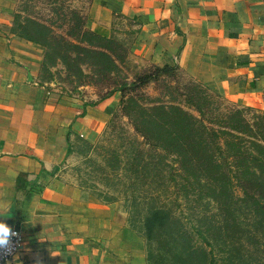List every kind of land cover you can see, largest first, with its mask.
<instances>
[{
	"label": "crops",
	"instance_id": "obj_1",
	"mask_svg": "<svg viewBox=\"0 0 264 264\" xmlns=\"http://www.w3.org/2000/svg\"><path fill=\"white\" fill-rule=\"evenodd\" d=\"M14 7L0 0V221L23 234L14 264H147L115 204L82 199L54 172L74 139L97 140L120 96L87 103L40 84L42 50L11 31ZM119 21L135 59L264 109V0H91L87 30L113 38Z\"/></svg>",
	"mask_w": 264,
	"mask_h": 264
},
{
	"label": "trees",
	"instance_id": "obj_2",
	"mask_svg": "<svg viewBox=\"0 0 264 264\" xmlns=\"http://www.w3.org/2000/svg\"><path fill=\"white\" fill-rule=\"evenodd\" d=\"M78 3L88 9L91 0H21L13 12L11 31L45 49V61L48 57L52 61L59 58L62 51L79 50L88 39L114 44L113 38H101L86 29L87 10L84 13ZM106 52L111 54L109 49ZM107 54L100 53L99 59L103 57L106 64H114ZM178 78L177 66L149 65L130 85L116 90L121 96V113L129 120L132 131L126 133L119 147L122 159L113 156L114 164H118L114 178L120 180L126 193L136 192L139 199L152 200V205L165 193L170 196V191L185 200L183 204L173 202L180 209L178 218L171 212L172 205L168 207L164 202L143 215V225L137 232L144 243L147 264H236L239 259L229 253L244 250L249 244L264 245L260 241L264 238V112L253 114L250 121L246 118L250 108L216 116L205 90L189 87L180 94L184 108L170 101L144 109L134 101L138 95L144 98L138 93L149 84L177 82ZM165 86L169 94H177ZM113 93H107L100 101ZM127 94L135 96L125 101ZM122 178L128 183L123 184ZM32 186L33 182L27 183L25 189ZM189 195H196L201 206L196 207L193 217L183 210ZM240 197L248 204V212L255 215L254 225H247L244 231L235 214L236 199ZM210 208L223 210L219 216L224 213L228 225H217L213 216L206 218ZM208 219L213 221L207 224ZM230 229L244 232L247 237L240 241L241 235L231 234ZM258 250L260 257L254 264H264V250Z\"/></svg>",
	"mask_w": 264,
	"mask_h": 264
},
{
	"label": "rangeland",
	"instance_id": "obj_3",
	"mask_svg": "<svg viewBox=\"0 0 264 264\" xmlns=\"http://www.w3.org/2000/svg\"><path fill=\"white\" fill-rule=\"evenodd\" d=\"M14 1L15 7L13 11L17 10L21 4V0ZM78 7L82 8L84 13L87 10V5L78 3ZM11 16H13V12ZM112 36L114 44H108L101 40L88 39L86 43L80 46L79 50L69 53L62 51L58 56L59 58H53V61L51 57H48L49 59L45 61V49L40 47L42 50V60L37 75L39 83L46 85V88L50 90H57L65 95H74L83 99L86 98L87 103L100 102V99L104 95L111 92L113 93L114 91V93L120 96V93L116 90H119L120 86L124 84L130 85L135 80L136 76L149 68V65L135 59L129 54L128 46L131 43L132 31L127 24L123 23V21H119L115 26ZM107 49L110 50L111 54L106 52ZM100 53H108L107 55L112 57V62L114 64H106L104 62L106 59H103V57L99 59ZM52 55L54 56V54ZM62 56L64 59H62ZM43 61L46 62L44 68L42 67ZM165 85H169L177 94H169L166 89L167 86ZM185 87L192 88V90L195 91L204 89L205 91H203L211 97V102L213 104L212 108L215 110L216 116L226 114L231 110L243 109V107L221 98L208 88L206 89V87L195 82L181 71H179L177 82L169 81L168 83L149 84L138 93L142 96L144 95V98H140L139 95L134 98L135 94H127L125 101L134 98V101L139 103L144 109L154 104L169 103L170 101L176 104L179 103L180 106L184 108L186 104L184 102V97L180 94L185 92ZM244 108L246 110L250 107ZM261 112H264V109L250 108L246 110V118L250 121L252 120L253 114L256 115ZM131 131L132 127L129 120L121 113V102L119 100L115 111L111 115L107 125L99 134L97 140L89 143L83 138L74 139L69 146L67 158L59 166L55 174H57L58 181L77 189L82 199L92 198L99 202L115 200L113 204H115L117 209L119 220L128 228L135 229L134 233L138 236L139 234L137 231H140L139 229L143 225L142 217L148 210L157 209L161 206V203L164 202L168 207L172 205L173 209H171V212L178 218L180 209L176 208L173 202L183 204L185 200H182L180 195L177 197L174 191H170V196L165 193L156 200L157 203L155 205H152V200L147 201L139 199V195L136 194V192L132 195L128 190L126 193L124 191L125 188L120 185V180H115V173L113 171L117 168L116 166H118V164H114L113 156L116 154L120 157L122 150L119 147L126 133H131ZM108 165L114 166V168ZM124 176L125 172L122 173V177ZM128 181L129 180L122 178L123 184H127ZM236 193L239 192L236 190ZM240 195L242 197V194L238 196ZM196 197V195H189L188 200H186V205L183 206L185 213L192 217V213L197 211L196 207L201 208V206L197 204ZM241 197L236 199L238 203L236 204L235 214L238 216L236 221L237 224L241 225V229L244 231L247 225H254L253 216L255 215L248 212V204L241 200ZM171 202L173 204H171ZM209 210H211V212L205 215L206 218L213 216L214 221L218 223L217 225H228L225 222L226 220H224L225 217L223 215L225 214L223 213L219 216L223 210H215L214 208H210ZM215 214H217L218 217ZM212 221V219H208L207 224ZM216 223H212L211 225H215ZM243 225H245V228ZM251 226H249L248 229H250ZM237 232L238 231L235 229H230L231 234L241 235L240 241H243L245 237H247L246 233ZM260 241H264V238H261ZM258 247H260L262 251L264 250V245L257 246L256 244H249L244 250L240 248L229 254L234 259H239L236 264H254V261L260 257ZM247 252L249 253L247 254ZM222 256H226V254ZM261 257L264 259L263 254Z\"/></svg>",
	"mask_w": 264,
	"mask_h": 264
},
{
	"label": "built area",
	"instance_id": "obj_4",
	"mask_svg": "<svg viewBox=\"0 0 264 264\" xmlns=\"http://www.w3.org/2000/svg\"><path fill=\"white\" fill-rule=\"evenodd\" d=\"M18 235L13 236L8 249H0V264H14L23 243V234L19 229H12Z\"/></svg>",
	"mask_w": 264,
	"mask_h": 264
},
{
	"label": "clouds",
	"instance_id": "obj_5",
	"mask_svg": "<svg viewBox=\"0 0 264 264\" xmlns=\"http://www.w3.org/2000/svg\"><path fill=\"white\" fill-rule=\"evenodd\" d=\"M18 235L5 222L0 221V249H8L13 236Z\"/></svg>",
	"mask_w": 264,
	"mask_h": 264
},
{
	"label": "water",
	"instance_id": "obj_6",
	"mask_svg": "<svg viewBox=\"0 0 264 264\" xmlns=\"http://www.w3.org/2000/svg\"><path fill=\"white\" fill-rule=\"evenodd\" d=\"M58 171V168H55L54 172L56 173Z\"/></svg>",
	"mask_w": 264,
	"mask_h": 264
}]
</instances>
